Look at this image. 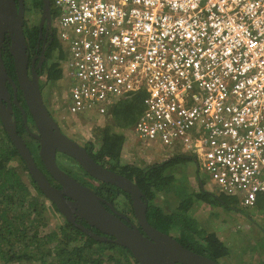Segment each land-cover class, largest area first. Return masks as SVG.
<instances>
[{"label": "built area", "instance_id": "2783aa9c", "mask_svg": "<svg viewBox=\"0 0 264 264\" xmlns=\"http://www.w3.org/2000/svg\"><path fill=\"white\" fill-rule=\"evenodd\" d=\"M71 117L142 93L139 141L264 212V0H53ZM264 219V214H259Z\"/></svg>", "mask_w": 264, "mask_h": 264}, {"label": "trees", "instance_id": "16d2710c", "mask_svg": "<svg viewBox=\"0 0 264 264\" xmlns=\"http://www.w3.org/2000/svg\"><path fill=\"white\" fill-rule=\"evenodd\" d=\"M24 4L25 10L34 8L40 12L42 9V0H24ZM51 14H54L53 7ZM23 32L28 47L34 48L38 32L30 33L26 21ZM48 38L52 39L46 47L45 60L37 70L39 76L45 75L46 84L62 78L60 61L63 53L57 49L59 53L57 61L52 60L50 55V51L55 48L53 29ZM2 58L7 74L15 79L13 59L5 42L2 47ZM7 86L11 93V86L9 84ZM17 93V100L27 114L28 124L34 126L19 88ZM141 110L142 93L133 94L120 101L112 110L107 126L101 130L98 147L94 148L91 142L81 145L96 162L137 182L148 200L146 218L152 226L172 235L184 247L218 262V259L227 253V248L214 232L198 231L196 220L190 215L192 204L197 199L207 204L233 208L236 200L231 195L220 192L218 195H212L200 188L197 191H180L175 210L171 206L165 207L155 201V194L158 192L165 198L164 194L171 190V184L175 180L172 172L167 169L172 164L187 159V155H174L160 163L146 166L123 161L121 152L126 138L124 130L133 125ZM13 115L18 132L29 136L22 113L16 106L13 108ZM110 127H115V130L110 131ZM32 153L38 164H41L37 147L32 148ZM13 159L19 160V166L23 167L29 179L28 183L19 173L18 167L12 165ZM98 183L95 189L98 195L112 204V199L118 194L125 195L129 201V211L133 213L126 192L109 183L101 181ZM45 200L48 199L30 177L26 165L0 121V261L6 264L24 258L29 264H137L129 249L93 239L66 221L49 200L50 205L47 206ZM50 208L57 211L63 220L55 228L49 229L47 227ZM259 208L263 210V205Z\"/></svg>", "mask_w": 264, "mask_h": 264}, {"label": "water", "instance_id": "95a60500", "mask_svg": "<svg viewBox=\"0 0 264 264\" xmlns=\"http://www.w3.org/2000/svg\"><path fill=\"white\" fill-rule=\"evenodd\" d=\"M24 11V0H0V121L39 190L67 221L97 241L111 242L129 249L137 264H219L184 247L170 234L152 226L146 218L148 200L137 182L96 162L85 147L60 129L44 103L39 86L37 70L43 62L44 51L42 50L38 61L36 57L29 61L23 32ZM43 28L46 37L51 28L50 0H42L39 38L42 37ZM5 37L9 38L8 51L13 59L15 79L7 74L2 58ZM7 83L11 86V93ZM18 88L38 132H30V135L38 142V156L43 169L59 187L54 186L37 166L29 148L16 130L12 104L20 109L24 123L27 118L17 100ZM57 153L72 158L95 180L115 185L126 192L130 197L136 223H125L120 219L125 215L118 212L112 203L62 170L56 162ZM76 216L101 234L86 227L82 222H76Z\"/></svg>", "mask_w": 264, "mask_h": 264}, {"label": "rangeland", "instance_id": "374dc122", "mask_svg": "<svg viewBox=\"0 0 264 264\" xmlns=\"http://www.w3.org/2000/svg\"><path fill=\"white\" fill-rule=\"evenodd\" d=\"M51 7H53V0H51ZM24 16L30 33H36L40 16L39 10L30 8L29 10H25ZM54 45L55 48L50 51V55L52 60L57 61L59 56L57 49L59 48L61 50L62 46L55 32ZM61 52L63 53L62 50ZM63 57L64 54H62V59ZM39 80L43 83L41 89L44 103L50 113H52L55 121L62 127L63 132L80 144L91 142L94 148H97L100 142L101 130L107 126L109 117H96L97 115L92 113H86L85 116H79L77 118L71 117L65 109L66 84L61 82V80L46 84L44 74L40 75ZM114 130L115 127H110V131ZM130 130L131 127L124 130L127 138H129L127 139L128 145L122 150L121 155V159L125 162L146 166L162 162L173 155H181L179 151L169 152L168 150H161L160 157L152 156L147 151L150 150V146L147 145V149L138 148L144 143H141L133 137ZM26 137L28 138V136ZM186 157L187 159L178 161L167 169L172 172L175 180L171 184V190L164 194L165 198L160 196V192L155 194V201L162 203L165 207L171 206L173 210L178 206V194L182 190L184 192H190L202 186L204 190L210 192L212 195L219 194L210 176L204 174L199 162L193 156ZM12 165L18 167L19 173L26 183H28L29 179L23 167L19 166V160L13 159ZM67 171L71 172L70 169H67ZM233 198L236 200L235 207H224L222 211L221 207L215 206L214 204L210 206L202 200L196 199L193 201L190 215L196 220L198 231L219 234L220 239L227 248V253L219 259L220 262L223 264H260L264 259V219L258 217L259 214H264L262 209L259 208L262 205H258V210H252L251 208L241 207L237 196H233ZM116 202L121 206L123 204L122 197L119 196ZM45 203L47 206L50 205L48 200H45ZM206 206H209L211 211ZM48 217L47 228L49 229L55 228L63 220L59 213L51 208ZM256 258L262 259L256 260ZM0 264L4 263L0 261ZM6 264H29V261L20 258L19 260Z\"/></svg>", "mask_w": 264, "mask_h": 264}, {"label": "flooded vegetation", "instance_id": "af4514ba", "mask_svg": "<svg viewBox=\"0 0 264 264\" xmlns=\"http://www.w3.org/2000/svg\"><path fill=\"white\" fill-rule=\"evenodd\" d=\"M51 1V0H50ZM42 10V9H41ZM24 15H25V11H24ZM52 14H51V25H52ZM40 18H41V11H40V16H39V20H38V23H37V32H38V35H37V40H36V44L34 46V48L32 47H28L27 45V51H28V54H29V61H31V59L33 57H36V61H38L39 57H41L42 55V50L44 51V54H43V62L45 60V50H46V47L49 43V41H51L52 38H48L49 37V34L52 33V28H50V30L48 31V34L47 36L45 37V30L43 28V33H42V37L39 38V29H38V26H39V22H40ZM25 16H24V24H23V30H24V27H25ZM44 27V25H43ZM48 39V41H47ZM44 40V42H43ZM4 42L9 43V38L5 37L4 39ZM3 42V43H4ZM27 42V41H26ZM42 62V63H43ZM42 65V64H41ZM41 67V66H40ZM29 74H30V71H29ZM40 78V76H39ZM8 84V83H7ZM43 83L40 82L39 80V86L41 88V85ZM8 88V86H7ZM12 90V89H11ZM8 91H9V88H8ZM42 91V89H41ZM17 92H18V89H17ZM17 96H18V93H17ZM10 99L12 100V94H11V97ZM14 104H12V108H14ZM47 107V106H46ZM52 114V113H51ZM54 118V117H53ZM55 119V118H54ZM58 124V123H57ZM24 126H25V129L27 131V134L29 135L28 138L26 137L27 135L26 134H20L17 130V126H16V130L18 132V134L22 137V139L24 140L25 144L27 145V147L29 148L33 158H34V161L35 163L37 164V166L43 171V173L46 175V177L50 180V182L56 186V187H59V185L48 175V173L42 169V163L38 164V161H36L33 153H32V148H35L37 147V153H38V142L35 138H33L31 135H30V132H33L35 134H38L37 130L35 129V127L32 125H29L28 124V120L26 118V123H24ZM27 126V127H26ZM30 127V128H29ZM60 129L63 131L62 127L59 126ZM28 128V129H27ZM31 129V130H30ZM40 160V159H39ZM41 162V161H40ZM56 162H57V165L62 169L64 170L66 173H68L71 177L75 178L76 180H78L80 183H82L83 185L89 187V188H92L94 190V192L96 193V188L97 186L99 185L98 181L91 178L90 176H88L87 174H85L84 170H82V168L70 157L66 156V155H62L61 153H57L56 154ZM67 169H70L71 172H68ZM88 183V184H87ZM97 194V193H96ZM100 196V195H99ZM121 196L122 199H123V204L120 206L116 201L118 199V197ZM104 198V197H102ZM130 199V197H129ZM147 199V198H146ZM106 200V199H105ZM113 200V206L114 208L125 215V217H120L121 220H123L125 223H128V224H131V223H136V220H135V217L133 215V213H130L129 211V207H128V204H129V201L127 199V197L123 194H118L117 197H115ZM108 201V200H107ZM130 204H131V201H130ZM106 206V205H105ZM107 210L110 211L109 207L106 206ZM61 216L66 220V218L61 214ZM76 222H82L86 227L90 228L91 230L95 231L96 233L98 234H101V232H99L97 229L93 228V227H90L86 224V222H84L82 219H80L79 217H75L74 219ZM67 221V220H66ZM69 222V221H68ZM74 225V224H73ZM138 226V225H137ZM139 229H140V226H138ZM172 236V235H171ZM264 258V257H263ZM259 259H262V258H256V260H259ZM217 262V261H216ZM218 263L221 264L222 262H220V260L218 259ZM176 264H181V263H176ZM223 264V263H222ZM260 264H264V259L261 261Z\"/></svg>", "mask_w": 264, "mask_h": 264}, {"label": "crops", "instance_id": "0c3cea01", "mask_svg": "<svg viewBox=\"0 0 264 264\" xmlns=\"http://www.w3.org/2000/svg\"><path fill=\"white\" fill-rule=\"evenodd\" d=\"M125 136H126V138H125V141H124V145H123V149H125L126 148V145H128L127 144V139H129V138H127V135L125 134ZM141 143H144V144H146L145 146H144V144L141 146L140 145V147H138V148H145V149H147V145L148 146H150V150H147L148 152H150V154L152 155V156H155V157H160V152H161V150H168L169 152L170 151H172L171 149H168V148H164V147H162V146H160V144L158 143V142H143V141H140ZM168 152V153H169ZM173 152V151H172ZM121 155H122V152H121ZM181 155H184V154H181ZM174 156V155H173ZM167 159H169V158H167ZM167 159H165V160H167ZM164 161V160H163ZM157 163H160V162H157ZM157 163H154V164H157ZM153 165V164H152ZM199 188H202V186H200ZM199 188L197 189V190H199ZM197 190H192V191H197ZM210 206L212 205L213 206V204H209ZM215 206H218V207H221V211L223 210V206H221V205H219V204H214ZM206 208H209V206H206ZM209 211H211V208H209L208 209ZM258 224V223H257ZM223 232H224V230H222ZM215 233V232H214ZM216 234V233H215ZM217 235V234H216ZM217 237L220 239V237H219V234L217 235ZM221 240V239H220ZM222 241V240H221Z\"/></svg>", "mask_w": 264, "mask_h": 264}]
</instances>
